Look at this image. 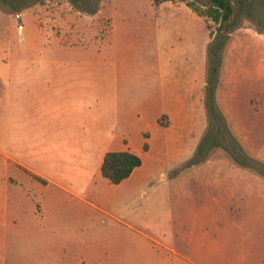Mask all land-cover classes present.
Masks as SVG:
<instances>
[{"label": "rangeland", "instance_id": "1", "mask_svg": "<svg viewBox=\"0 0 264 264\" xmlns=\"http://www.w3.org/2000/svg\"><path fill=\"white\" fill-rule=\"evenodd\" d=\"M230 1L220 25L187 6L212 0H0V195L4 118L41 86L90 155L139 152L151 178L62 216L25 192L0 264H264V0Z\"/></svg>", "mask_w": 264, "mask_h": 264}, {"label": "crops", "instance_id": "2", "mask_svg": "<svg viewBox=\"0 0 264 264\" xmlns=\"http://www.w3.org/2000/svg\"><path fill=\"white\" fill-rule=\"evenodd\" d=\"M149 84V88L151 85L154 88L157 83L149 82ZM104 85L102 81L100 87L97 86L100 94L104 92ZM33 90L36 91L35 88ZM47 90L49 88L41 86L38 89V98L23 102L22 108L29 110L28 117L22 112L18 113L15 119L12 118L13 114H6L4 118L7 129V142L4 147L17 145L16 156L1 150L6 160L1 172L4 181L0 195V222L7 230L12 227L25 230L18 216L19 202L25 192L29 193L32 199L39 201L43 217L51 216L52 213L62 216L68 211H78L83 205L101 209L99 204L107 205L119 198H127L151 179L143 167L144 160L141 166L119 184L112 183L104 177L102 164L106 153L111 150H97L90 155L92 147L86 139H82V127L85 128V136H87L88 124L74 122L75 126H72L64 119L55 118L51 110L59 106L58 101L63 97L52 95L48 97ZM70 92L68 90V94ZM148 97L146 96L145 99ZM67 110L69 111V108ZM164 112L166 114V111ZM175 112L177 113V111L170 112V115ZM171 121L170 125H173L172 117ZM74 128L77 129V136L69 134ZM10 131L11 137H9ZM129 151L141 156L139 152L130 149ZM121 221L130 228L133 227L124 220ZM38 226L37 229L40 228ZM81 226L83 225L76 222L71 227H67L65 233L73 230L78 238H82L83 232L77 231Z\"/></svg>", "mask_w": 264, "mask_h": 264}, {"label": "trees", "instance_id": "3", "mask_svg": "<svg viewBox=\"0 0 264 264\" xmlns=\"http://www.w3.org/2000/svg\"><path fill=\"white\" fill-rule=\"evenodd\" d=\"M187 6L200 16L211 18L214 22L224 25L231 20L234 14V7L230 0H212V4L202 9L194 2H187ZM211 36L213 35L210 32ZM144 150L149 149L146 142ZM143 164V158L129 150H111L104 157L102 164V174L112 183L119 184L128 178L133 171Z\"/></svg>", "mask_w": 264, "mask_h": 264}]
</instances>
